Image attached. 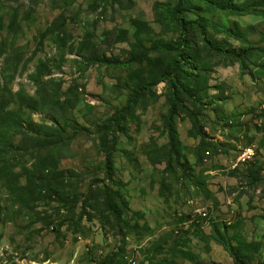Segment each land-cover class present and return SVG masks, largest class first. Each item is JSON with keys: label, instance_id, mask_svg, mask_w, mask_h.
<instances>
[{"label": "rangeland", "instance_id": "1", "mask_svg": "<svg viewBox=\"0 0 264 264\" xmlns=\"http://www.w3.org/2000/svg\"><path fill=\"white\" fill-rule=\"evenodd\" d=\"M0 264H264V0H0Z\"/></svg>", "mask_w": 264, "mask_h": 264}, {"label": "trees", "instance_id": "2", "mask_svg": "<svg viewBox=\"0 0 264 264\" xmlns=\"http://www.w3.org/2000/svg\"><path fill=\"white\" fill-rule=\"evenodd\" d=\"M209 4L211 5V6H213L214 8H216L217 10H219V8L217 7L218 5L216 4V3H211L210 1H209ZM185 28V27H184ZM217 54H222L221 52H219V51H215ZM173 119V115H171V117H170V120H172ZM170 133H173L172 132V130H170ZM170 136H171V134H170ZM113 173V171H112V168H111V170H110V174H112Z\"/></svg>", "mask_w": 264, "mask_h": 264}]
</instances>
